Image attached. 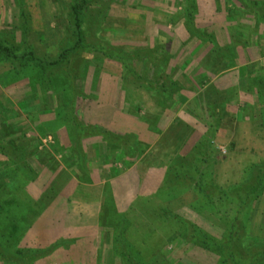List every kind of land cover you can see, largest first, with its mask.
<instances>
[{
  "label": "rangeland",
  "instance_id": "1",
  "mask_svg": "<svg viewBox=\"0 0 264 264\" xmlns=\"http://www.w3.org/2000/svg\"><path fill=\"white\" fill-rule=\"evenodd\" d=\"M22 2L0 0V39H26L41 58L72 44L74 0ZM263 12L264 0H94L84 19L89 45L81 49L74 73L86 99L73 95L66 78L46 87L37 68L19 78L0 61V102L16 113L10 120L0 115V141L14 143L40 174L25 186L36 212L21 223L32 228L6 231L27 230L15 248H40L45 231L47 246L61 236H93L96 264H121L115 246L124 224L126 242L141 264H225L218 245L242 201L229 195L220 202L215 191L211 205L195 184L203 176L225 194L264 162ZM96 22L99 34L120 50L103 48L112 60L93 49L100 44L91 34ZM56 111L64 123L53 130ZM116 111L149 124L160 139L120 156L100 135L90 136L83 142V170L65 125L74 116L86 128L111 131ZM175 170L180 180L174 181ZM11 180L0 165V181ZM166 182L173 183L170 190ZM87 192L102 198L85 202ZM247 221L249 239L264 240V192ZM186 222L199 229L195 240L183 234ZM54 253L35 264H55Z\"/></svg>",
  "mask_w": 264,
  "mask_h": 264
},
{
  "label": "trees",
  "instance_id": "2",
  "mask_svg": "<svg viewBox=\"0 0 264 264\" xmlns=\"http://www.w3.org/2000/svg\"><path fill=\"white\" fill-rule=\"evenodd\" d=\"M93 1L94 0H74L70 10V24L74 40L68 47L60 49L56 56L37 57L33 50H31L26 39H22V41H18L13 37L0 39V61L8 62L12 66L10 75L21 78L30 67L37 68L43 76V83L46 87L52 85L57 78H66L72 84L73 95L86 99L85 91L78 89L76 86L74 73L79 65L77 63H79L78 56L81 49L89 45L86 42L84 19L87 15L86 12L88 7ZM19 2L23 3L22 0H19ZM191 7H193V5ZM21 18L23 20L28 19L29 14L26 11H22ZM25 23L26 21L22 22V28L26 27L24 32L29 30V26H25ZM99 29L100 23L98 22H96L91 29L92 36L97 38L100 43V46L97 45L93 49L100 52L106 61L112 60L108 50H120L112 45L110 41L103 38L99 34ZM24 32L23 34H25ZM104 47H108V50H103ZM127 71L128 73H132L129 68H127ZM137 85L141 86L142 83ZM170 87H173L172 84ZM166 89L167 86L164 85L161 90L166 91ZM260 99L263 105L261 111L264 116L263 88H260ZM56 114L57 124L55 128H52L53 130L58 129L59 126L64 123L59 112L57 113L56 111ZM0 115L10 120L16 116V113L6 108L0 102ZM69 121L65 125V128L68 131L73 151L80 156L81 167L86 171V154L83 142L90 136L100 135L105 139L106 143L104 145H106V147L108 146L110 149L114 148L120 150V156L128 151H137L139 146L142 145V147H145L146 145L135 134H120L108 130L99 132L93 127L86 128V125H81L74 116H72ZM127 139H129V142ZM13 145L15 144L12 142L0 141V157L2 159L3 157L5 158L0 165L1 168L3 167V169L7 170L12 177L11 181H6L4 183L0 181V263L35 264L38 260L50 256L59 248L69 249L75 244L76 238L61 236L55 242L53 241L52 244L47 246L44 243L46 241L47 232L43 231L44 233H42L40 237V248H15L17 247L16 244L20 245L22 240L27 238L25 236L27 230L19 229L20 231H18L16 235L9 234L6 231L11 228L12 230L20 228L21 226L28 230L32 228H28L21 223L25 216H30V212H36V208L30 205V201L25 196L27 192L25 186L32 182H36L38 178H40V174L26 161L23 151L18 150ZM44 168L50 170L51 165H44ZM263 169L264 162L252 166L250 172H247L245 180L231 187L228 192L224 190L225 194L221 188L203 179V176H201L202 179L195 184L196 191L200 192L211 205L214 204V198L216 197L215 191L218 194V201L220 202L227 199L229 195H236L238 198L240 197L242 201L241 205L236 210V217L230 226L229 233L225 240H223L224 243L221 242V244L218 245L222 249V253L228 258V260H224L225 264H264V240L255 241L249 239L247 221V214L251 210L252 205L264 192ZM173 174L176 176L174 181L180 180V177H182L176 170ZM172 185V182H166V187L169 190ZM40 215H42V213ZM36 225L38 228L41 226L38 224ZM38 228L35 227V231L38 230ZM119 228H121V230L120 234L116 237L115 251L120 257L121 264H141L140 258L134 254L126 242L123 232L124 224L123 226H119ZM184 232L187 239L195 240L199 233V229L196 225L186 222L184 223L183 234ZM201 233L204 238L208 240V235L202 230Z\"/></svg>",
  "mask_w": 264,
  "mask_h": 264
},
{
  "label": "crops",
  "instance_id": "3",
  "mask_svg": "<svg viewBox=\"0 0 264 264\" xmlns=\"http://www.w3.org/2000/svg\"><path fill=\"white\" fill-rule=\"evenodd\" d=\"M112 130L120 134H135L138 135L139 139L150 145V147L157 144L160 135L150 131V126L144 122H138L136 118L131 115L124 114L123 112L116 111L112 117ZM118 122L116 125L115 122ZM118 126V127H116ZM131 173L134 171V167L129 170ZM101 185L106 184L105 181L100 183ZM80 188L76 190L78 192ZM79 193V192H78ZM80 194V193H79ZM101 194V195H100ZM96 196V193H88L85 195V202H97L102 198V193ZM95 195V196H93ZM84 203V202H83ZM96 238L95 237H84L76 241L69 250H58L54 253L50 259H54L55 264H96L98 259V253H96ZM47 260V259H46ZM50 263L51 260H47ZM57 261V263H56Z\"/></svg>",
  "mask_w": 264,
  "mask_h": 264
}]
</instances>
